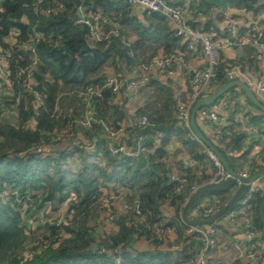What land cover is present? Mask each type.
Returning <instances> with one entry per match:
<instances>
[{"label":"trees","instance_id":"trees-1","mask_svg":"<svg viewBox=\"0 0 264 264\" xmlns=\"http://www.w3.org/2000/svg\"><path fill=\"white\" fill-rule=\"evenodd\" d=\"M173 4L194 10L188 23L215 38L230 10L253 18L264 14L259 0ZM80 5L99 14L106 30L117 26L119 34L96 40L88 26L76 23ZM47 7L50 13L44 12ZM15 28L20 33L12 36ZM38 33L32 53L26 45ZM189 44L176 36L164 15L143 12L140 19L126 0H0V47L9 55L0 77V264L194 263L204 241L200 234L188 233L181 212L191 186L210 183L216 167L207 147L177 117L175 106L188 95L177 94L163 74V80L150 76L134 93L102 88L100 95L84 94L88 87H100L108 74L132 72L160 52L178 50L186 60L201 53L199 43L194 51ZM233 51L227 57L220 52L212 90L228 82L225 73L233 67L261 74L256 47L235 46ZM232 91L200 108L225 98L230 129L237 113L263 129L264 114L249 100L239 103ZM133 94L143 97L134 110L128 106ZM89 108L95 121L85 126ZM104 126L118 131L117 136L110 138ZM200 130L232 171L246 168L251 176L264 167V154L252 152L259 142L255 137L235 131L214 138ZM140 137L131 156L109 149L122 145L133 150ZM233 190L232 185L208 190L188 216L204 218L208 207L220 209ZM263 196L264 187L246 205L237 202L208 225L221 229L232 211L246 209L259 237L245 244L264 246L258 213ZM105 198L106 207L101 206Z\"/></svg>","mask_w":264,"mask_h":264},{"label":"built area","instance_id":"built-area-1","mask_svg":"<svg viewBox=\"0 0 264 264\" xmlns=\"http://www.w3.org/2000/svg\"><path fill=\"white\" fill-rule=\"evenodd\" d=\"M42 0H37V4ZM132 7H139L144 13L150 14L152 12H158L165 16L170 25L175 31L176 36L180 37L182 41H190L189 49L191 51L196 50V46L199 43L201 45V54L204 57L203 63L193 62L192 59L186 60L183 53L176 50L169 54L158 53L153 56L148 65H140L136 70L117 76L114 74H108L100 87H88L84 92L89 97L94 95H100L102 88H109L113 93L118 94L123 88L129 93H134L137 88L146 83L149 77L155 73H161L165 77H170L174 74V66L179 65L187 74L189 78V91L188 100L186 102L178 101L175 110L178 119L190 127L191 110L195 102L217 91L213 90L216 84L217 69L220 62V52L225 50H233L235 46L253 45L260 52V59L264 62V17H256L245 24H241L236 14L229 11L225 14L221 25V35L215 38L212 33H204L201 30L192 27L188 21L194 10H191L188 6L180 7L173 3H169L166 0H126ZM63 5L59 4L61 8ZM45 13L51 12V7H47L44 10ZM76 23L84 24L89 27L93 37L96 40H106L111 36H117L119 34V28L117 26L111 27L106 30L99 14H91L88 12L86 6H78V16ZM246 27L245 33L241 32V28ZM20 32L17 28L11 31V35H18ZM41 34H36L31 38L26 48L34 53V42L38 41ZM8 54L2 53L0 47V77L6 69V63L8 61ZM225 77L227 81L240 80L245 82L248 87L254 92L257 98L264 104V70H262L259 76H252L242 71L239 67H233L226 71ZM233 91L231 95L236 97L237 101L243 105H246L247 98L245 93L240 87L231 88ZM211 91V92H210ZM210 92V93H209ZM230 97V96H229ZM228 97V98H229ZM227 99L222 98L215 102L213 105L207 108H199L198 115L201 123L204 126H209L210 132L214 138H221L222 136H230L233 132L244 133L255 137L259 142L253 146V153L264 154V128L260 127L248 121L241 113H237L233 119V129H230V125L227 121L228 117ZM95 121L94 112L91 108L86 110L83 118V124L90 126ZM147 121L146 117L141 118V123ZM107 134L110 138H115L118 131H115L107 126H104ZM193 133V132H192ZM138 139L137 146L133 149H126L120 145L114 147L109 145V149L113 152H124L127 155H133L138 147H140ZM233 152H236L235 150ZM208 157L213 161L216 167V173L211 182H220L227 178H233L232 184L233 192L243 183V180L250 177L246 168L237 169L233 171L234 174H230L223 166L218 156L209 148H206ZM171 179H175L174 174L170 176ZM249 188L244 198L239 202L241 205H246L248 200L252 197L253 193L260 191L264 187V177H257L252 182L248 183ZM197 186H191L192 193L197 189ZM72 200L75 199L73 195ZM108 198L102 200L101 206L108 205ZM66 204H63L64 209ZM50 209L48 206L47 210ZM216 211L217 207H208L206 209V217L211 216ZM231 220H238L241 225L244 226L243 241L235 240L232 244V249L248 264H264V246L260 245L257 248L246 245L245 241L252 242L258 239L259 234L251 228L249 223V216L246 209H240L235 212L232 211L229 214ZM113 219V217H110ZM198 233L202 236L204 244L195 257L193 264H208L213 252L218 247V240L220 238L221 229L218 225H203L189 226L188 233ZM173 249H179L178 246H174Z\"/></svg>","mask_w":264,"mask_h":264},{"label":"water","instance_id":"water-1","mask_svg":"<svg viewBox=\"0 0 264 264\" xmlns=\"http://www.w3.org/2000/svg\"><path fill=\"white\" fill-rule=\"evenodd\" d=\"M233 87H240L243 92L245 93V96L247 100H249L254 107L259 109L261 113L264 114V104L257 98V96L254 94V92L248 87V85L240 80H234V81H229L226 84H224L222 87H220L217 91L211 93L210 95L198 100L194 106L192 107L191 110V117H190V127L191 130L194 134V136L207 148L212 150L220 159L222 162L224 168L230 173L234 174V172L228 167L225 159L220 155V153L216 150V148L212 145V143L203 135L201 132L200 128L198 127V123L196 120V113L198 109L202 105H209L216 99H218L221 95L225 94L228 90H230ZM264 177V167L261 168L259 171L251 175L250 177L246 178L243 180V183L232 193L231 197L229 200L220 208L218 211H216L214 214H212L209 217H204V218H190L188 216V210L192 206V204L205 192H207L210 189H215L219 187H224V186H230L234 183L233 178H227L223 181L220 182H210L208 184L202 185L199 188H197L189 197L187 202L185 203L182 212H181V219L183 220L184 223L190 226H197V225H208L211 223H214L222 214L226 212L228 208L236 204L237 202H240L248 188L249 182H252L255 180L257 177ZM259 217L261 219V222L264 226V196L263 199L259 205L258 209Z\"/></svg>","mask_w":264,"mask_h":264},{"label":"crops","instance_id":"crops-1","mask_svg":"<svg viewBox=\"0 0 264 264\" xmlns=\"http://www.w3.org/2000/svg\"><path fill=\"white\" fill-rule=\"evenodd\" d=\"M169 3H184L187 4L189 0H166ZM263 2L264 0H259V3ZM231 12L235 13L238 16V19L241 24H245L249 20L253 19L252 13L247 12H240L236 10H230ZM229 12V11H228ZM132 13L137 16L138 18H143V10L139 7H132ZM257 17H264L263 13H259ZM235 51L233 50H225L222 51L224 56H231L234 54ZM193 62L203 63L204 57L203 55L196 54L192 57ZM262 70H264V62L261 61ZM156 78L163 80L164 76L161 73L153 74ZM171 79V86L174 87L177 94L185 92L188 95L189 91V78L185 71L179 66H174V74L169 77ZM213 91V90H212ZM142 96L138 94H133L130 96V101L128 106L130 109H135L138 105L142 103ZM198 127L203 129L207 134H211L210 129L207 126H204L200 118L197 119ZM116 205L120 207L119 203ZM195 215H189V217H194ZM223 223V224H222ZM223 225L221 228L220 238L218 240V247L213 252L211 258L208 261V264H248L245 259L241 258L233 249L232 244L235 240L243 241V229L241 227V223L238 220H231L225 218L221 221L220 225ZM225 225V226H224Z\"/></svg>","mask_w":264,"mask_h":264},{"label":"rangeland","instance_id":"rangeland-1","mask_svg":"<svg viewBox=\"0 0 264 264\" xmlns=\"http://www.w3.org/2000/svg\"><path fill=\"white\" fill-rule=\"evenodd\" d=\"M207 128L209 129V126H207ZM40 215H42V214H40ZM51 215H53V214H51ZM38 217H39V216H38ZM38 217H37V218H38Z\"/></svg>","mask_w":264,"mask_h":264}]
</instances>
